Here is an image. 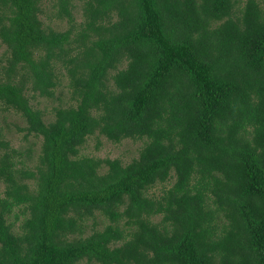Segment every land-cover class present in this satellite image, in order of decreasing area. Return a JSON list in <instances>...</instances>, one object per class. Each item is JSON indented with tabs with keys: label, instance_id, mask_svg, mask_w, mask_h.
<instances>
[{
	"label": "trees",
	"instance_id": "16d2710c",
	"mask_svg": "<svg viewBox=\"0 0 264 264\" xmlns=\"http://www.w3.org/2000/svg\"><path fill=\"white\" fill-rule=\"evenodd\" d=\"M42 1L0 0V106L40 139L32 166L0 139V264H264V0H77L78 26L53 0L62 32ZM60 70L72 103L46 122L30 100ZM96 134L144 146L79 156Z\"/></svg>",
	"mask_w": 264,
	"mask_h": 264
},
{
	"label": "rangeland",
	"instance_id": "374dc122",
	"mask_svg": "<svg viewBox=\"0 0 264 264\" xmlns=\"http://www.w3.org/2000/svg\"><path fill=\"white\" fill-rule=\"evenodd\" d=\"M76 7L73 10V17L75 19V24L78 26L83 21L82 14V4L76 0ZM235 2V0H234ZM238 12L240 8L244 5L245 0H237ZM235 11V5H234ZM56 9L53 5V0H43L41 4L40 19L43 25L46 28H50L57 32H62L68 29L69 24L66 19H58L56 16ZM74 44H72L73 46ZM5 52V47L0 43V66L5 65L3 62V54ZM60 81L58 86L54 89L53 97L50 99L41 98L35 96L34 99H31L30 102L33 107L40 109L43 114L45 121L48 122L52 120L54 108L65 107L72 103L71 94L68 88V79L65 76L63 70L59 72ZM29 96L31 93H28ZM24 122L22 118L13 111H6L0 106V139L5 141L10 148H13L16 152L22 153V157L19 158V154H15V159L23 160L26 165L32 166L36 163L37 157L40 149V139L28 136L24 137L25 132L20 131L23 128ZM144 146L143 140H132L125 139L119 143H112L108 141L105 137L100 135H93L86 139L85 143L80 148L79 156L81 157H90L95 159H118L123 164L129 163L131 160L137 158L139 150ZM3 150H0V153ZM30 152V157H27V153ZM101 172L106 171V167L100 169ZM174 183L173 175L169 181L164 184H157L154 187L150 188L147 192V195L156 199L159 198L162 193L171 187ZM4 191V185L0 183V197ZM161 215L151 217L150 220L155 223H159ZM88 228L86 229L90 233L93 229L102 230L109 221L101 216L96 214L93 219H89L87 222ZM16 231V227H14ZM85 264V262L80 263Z\"/></svg>",
	"mask_w": 264,
	"mask_h": 264
}]
</instances>
